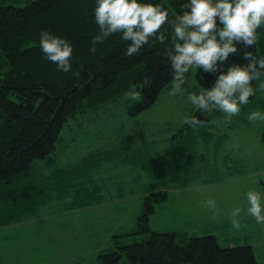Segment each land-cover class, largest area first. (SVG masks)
Masks as SVG:
<instances>
[{"label": "rangeland", "instance_id": "obj_1", "mask_svg": "<svg viewBox=\"0 0 264 264\" xmlns=\"http://www.w3.org/2000/svg\"><path fill=\"white\" fill-rule=\"evenodd\" d=\"M260 83L239 115L228 119L223 112L212 111L209 122L196 127L183 118L197 110L186 94L170 95L171 85L138 115L127 114L126 104L135 100L121 95L69 120L52 167L81 166L83 176L74 180L81 190L64 187L65 176L55 178L57 173L45 163L40 168L44 177L33 169L27 183L41 190L39 183L45 178L43 186L50 184L54 193L20 220L0 225V264H96V255L115 250V245L144 240L148 234L132 233L141 200L152 190L145 184L153 182L167 196L153 204L150 231L174 232L179 244L191 236L212 235L221 247L249 245L257 264H264V224L247 212L246 197L249 189L264 195V121L247 119L252 110L264 111ZM188 85L202 90L195 72ZM174 144H182L189 153L178 150L171 171V165L162 161ZM142 153L149 160L135 169ZM157 160L162 164L155 170ZM35 193L26 196L25 205L45 197ZM209 198L215 200V210L206 205ZM237 206L242 209L240 229L231 224ZM119 264H127L125 256Z\"/></svg>", "mask_w": 264, "mask_h": 264}, {"label": "trees", "instance_id": "obj_2", "mask_svg": "<svg viewBox=\"0 0 264 264\" xmlns=\"http://www.w3.org/2000/svg\"><path fill=\"white\" fill-rule=\"evenodd\" d=\"M149 2L162 4L168 9L169 18L175 19L183 0ZM94 7L95 0H0V225L20 220L34 207L48 201V193H54L50 191V184L43 186L45 178L39 183L41 190L27 183L28 178L32 179L33 169L43 173L40 178L44 177L45 173L40 170L44 163L57 173L55 178L65 176L64 187L81 190L79 182L74 181L83 176L81 166L63 170L52 167L54 157L60 154L57 142L62 139V129L69 120L94 112L98 106L125 95L130 84H135L141 95L126 104V112L130 117L138 115L171 85V69L163 55L164 45L159 42L129 58L125 55L129 42L120 33H114L103 43H97L95 52L90 50L92 37L99 31ZM162 27L171 32L170 25ZM42 29L64 36L72 43V71H59L53 62L43 58L37 43ZM257 32L253 50L260 55L264 54V26ZM165 43L171 44V41ZM248 50L242 48L234 59ZM146 77H151L147 85ZM196 78L202 89L213 80L208 73L201 77L200 72ZM259 82H264V77L254 81V86ZM209 113L195 111L193 115L207 123ZM174 146L166 162L162 161L164 165H171V171L172 157L177 151L189 153L182 144ZM148 160L142 153L141 164L135 163L134 168L141 169ZM162 163L157 160L152 167L157 170ZM52 184L53 190L58 188L57 182ZM145 185L152 190L141 200L137 229L132 234L148 235L140 242L115 245V250L96 255V264H119L123 256L127 264H257L249 245L221 247L212 235L191 236L179 244L174 232L150 231L153 204L164 202L167 194L157 190L155 182ZM35 191L45 197L25 205L26 196L36 195ZM119 237L113 236V239Z\"/></svg>", "mask_w": 264, "mask_h": 264}, {"label": "clouds", "instance_id": "obj_3", "mask_svg": "<svg viewBox=\"0 0 264 264\" xmlns=\"http://www.w3.org/2000/svg\"><path fill=\"white\" fill-rule=\"evenodd\" d=\"M99 31L92 37L90 50H97L110 35L120 33L128 41L125 55L134 57L155 42L164 45L163 55L171 69L169 94H186V99L201 114L220 111L231 119L239 115L244 105L256 94L254 81L264 77V54L256 55L254 45L257 30L264 26V0H183L175 19L169 18L168 9L149 0H95L93 8ZM171 26V32L164 25ZM170 40L171 44L165 42ZM38 46L43 58L53 62L57 70H73V45L68 38L42 29ZM242 48H248L238 58ZM245 62L241 63L240 60ZM201 69L203 71H201ZM208 73L213 78L202 90L191 89V73ZM78 74V73H77ZM151 77H146L145 85ZM264 89V82L260 83ZM125 95L136 100L141 92L130 84ZM249 121H264L259 108L248 113ZM183 122L196 127L203 124L197 115H185ZM247 212L258 224H264V195L249 189L246 192ZM210 210L216 209L214 199H207ZM237 206L231 212V224L240 229L242 223Z\"/></svg>", "mask_w": 264, "mask_h": 264}, {"label": "bare ground", "instance_id": "obj_4", "mask_svg": "<svg viewBox=\"0 0 264 264\" xmlns=\"http://www.w3.org/2000/svg\"><path fill=\"white\" fill-rule=\"evenodd\" d=\"M218 137V136H217Z\"/></svg>", "mask_w": 264, "mask_h": 264}]
</instances>
